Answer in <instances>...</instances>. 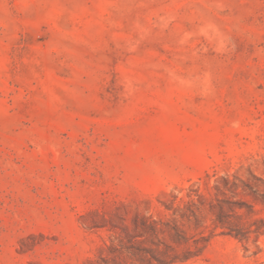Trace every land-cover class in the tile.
<instances>
[{
	"label": "rangeland",
	"instance_id": "obj_1",
	"mask_svg": "<svg viewBox=\"0 0 264 264\" xmlns=\"http://www.w3.org/2000/svg\"><path fill=\"white\" fill-rule=\"evenodd\" d=\"M0 264H264V0H0Z\"/></svg>",
	"mask_w": 264,
	"mask_h": 264
}]
</instances>
